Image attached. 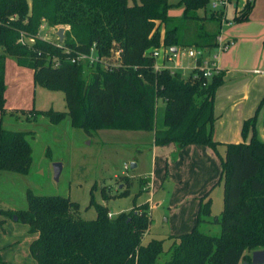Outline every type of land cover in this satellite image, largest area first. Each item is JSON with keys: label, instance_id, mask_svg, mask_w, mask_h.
Listing matches in <instances>:
<instances>
[{"label": "trees", "instance_id": "trees-1", "mask_svg": "<svg viewBox=\"0 0 264 264\" xmlns=\"http://www.w3.org/2000/svg\"><path fill=\"white\" fill-rule=\"evenodd\" d=\"M209 2L0 0V112H7L5 74L10 55L19 65L34 70L35 84L64 92L66 111L34 110L53 123L69 116L73 126L88 134L102 129L145 130L153 132L155 145L175 142L181 147L204 144L217 149L221 142L214 138L215 95L224 83V72L206 79L194 77L197 69L188 76L169 68L158 71L150 54L161 46L216 47L221 15L214 11L209 16L199 14ZM182 5L183 16L170 15L171 8ZM252 10L253 3L247 4L234 19L247 20ZM207 22L218 26L214 31L206 29ZM42 24L69 26L62 46L38 35ZM22 32L34 42L20 41ZM93 47L109 67L102 62L72 61L77 52L88 53ZM117 50H121L119 58ZM160 100L163 117L158 124ZM257 112L245 120L242 129L244 137L252 129L250 141L225 143L221 216L211 218V188L201 197L196 225L171 236L175 243L169 248V259L161 264H242L251 262L254 250L264 249V141L256 129ZM30 135L33 131L6 128L0 118V172H29L33 161ZM120 179L126 185L120 195H129L132 177ZM138 182L140 195L149 189L150 179L140 177ZM27 200V209L0 207V226L5 222L2 215H16L29 225L35 235L30 251L36 264H159L164 240L143 243L151 222L148 201L113 217L108 207L98 204L97 217L85 219L78 214L79 204L67 196L29 191ZM203 223L219 224L220 235L202 231Z\"/></svg>", "mask_w": 264, "mask_h": 264}, {"label": "rangeland", "instance_id": "rangeland-1", "mask_svg": "<svg viewBox=\"0 0 264 264\" xmlns=\"http://www.w3.org/2000/svg\"><path fill=\"white\" fill-rule=\"evenodd\" d=\"M170 1L178 2L179 0ZM242 1H239V6ZM211 2L212 0L206 8L199 10L200 15H211L213 11ZM253 10L251 23H246L245 20L234 19L235 3L228 7L229 21L224 22L221 27L225 40L228 36H232L234 29L239 26H248L247 30H251L264 24V0H255ZM183 13H178L179 17H175L180 18ZM197 25L199 27L200 22H197ZM204 26L214 31L218 24L207 22ZM62 27L65 35L66 30L69 29L68 25H46L45 28H40L38 35L47 41L57 43L60 42L58 32ZM162 30L164 32V28ZM24 40L29 43L34 42L30 36H26ZM261 44L263 47V40ZM248 46L246 50L249 55L248 62H251L254 57L252 54L257 53L261 57L262 49L259 45L251 42ZM230 48L222 51L221 56ZM212 50L217 51L216 53L219 51L214 48ZM174 59L175 61L168 64H175L179 58ZM243 59L244 57L239 63H243ZM181 61L186 66L194 65V60L188 57L182 58ZM257 68L264 69L263 66ZM190 70L183 68L181 72L188 76ZM251 75L254 76L253 73ZM5 83L7 112H0L3 125L9 129L33 131L34 135H30L33 161L29 172L25 174L11 171L0 172L1 208L27 209L29 191L41 195L67 196L79 204L78 214L85 219L97 217L98 204L108 207L115 216L148 201L151 222L143 237V243L153 238L164 240V252L160 256L159 264L169 259V248L175 243L169 235H180L191 231L197 223V210L194 212L195 221L192 223L188 220L187 223L186 219L183 223H174L172 213L179 208L177 206L183 205L182 200L185 197L192 195L191 193L196 189L204 187L207 178H212V182L203 188L204 192L214 185L211 192V218L221 216L224 208V178L221 179V155L225 154L224 146H218L217 149L208 147L214 154V162L217 165V171L213 172L212 165L201 166V162L195 157L184 158L182 154L180 155L181 150L186 153L190 146L181 147L174 142L175 149L180 152H172L174 148L171 150L170 146L173 142L155 145L152 131L102 129L88 134L85 130L73 126L69 116L58 123H53L46 115L36 114L34 110L53 108L66 111L64 92L35 84L34 70L19 65L10 55L6 59ZM162 110L163 102L160 100L158 124L163 117ZM251 136L252 129L246 137L243 133L240 134L243 141H250ZM260 137L264 139L263 133ZM57 162L62 164L58 180L55 179L54 174V164ZM132 162L137 163L138 166L132 168ZM126 164L129 168H125ZM175 174L181 177L175 179L173 178ZM122 175H129L133 179L129 195H120L126 187L125 182L120 179ZM140 177H150L151 184L150 189L137 195L141 188L138 182ZM173 179L176 180V186ZM218 181L220 182L217 183ZM195 195L198 197L199 193ZM197 197L192 196V200H197ZM184 205H189L188 208H190L191 201ZM16 217V215L1 216L5 221L3 227L0 226L1 238L14 237L17 242V246L9 249V254L3 257V264H34L29 249L32 237L29 225ZM200 228L213 235L221 233V226L216 223H203Z\"/></svg>", "mask_w": 264, "mask_h": 264}, {"label": "crops", "instance_id": "crops-1", "mask_svg": "<svg viewBox=\"0 0 264 264\" xmlns=\"http://www.w3.org/2000/svg\"><path fill=\"white\" fill-rule=\"evenodd\" d=\"M176 10L179 11L177 12ZM181 12H184V5L173 7L169 11L170 15L178 17V13ZM253 13L254 10H252L249 19L245 20L244 22L251 23L250 18L254 15ZM247 27L248 26H239L238 28L234 29L232 36L230 35L226 39L232 40L234 43L231 45V48L228 52L220 56V67L224 72V83L218 87L215 95L216 120L214 125V138L221 142L219 146H224L225 151V143L243 141L241 140L240 134L242 133L244 122L246 119L254 116L257 110L256 129L260 140L264 141V139L260 137L261 133L264 135V105L260 107L261 101L264 99V69L261 70L260 68H257L259 66H263L264 68V46H261V41H264V24L251 30H247ZM251 42L259 45L262 51L261 57H259L257 53L252 54V57L253 55L254 57L251 59V62H248L249 55L246 50L248 49V45ZM212 49L211 51H213ZM242 57H244L243 63H239ZM252 73L254 76L251 75ZM187 146H190V148L186 153L182 150L180 152L175 149L176 146H174V142L170 147L171 150L174 148V151L172 152H180V155L182 154L184 158L186 156H193L195 159H198L197 161L201 162V166L212 165L213 172L217 171V165L214 162V154L210 148H208L209 146L204 144H191ZM180 162L182 161L180 160ZM178 177L181 176L176 174L173 176L175 179ZM149 179L151 184V178L149 177ZM175 179L173 180L176 186ZM211 182L212 178H207L205 180L204 187H201L199 190L196 189L191 193L192 195L185 197L182 200L183 205L188 204V202L191 201V210L189 211V205L177 206L179 208H176L175 212L172 213V219L174 223H183L185 222V219L186 222L187 220L191 221V223L195 221L194 212L197 210L199 213L201 197L205 195L211 188L212 192L214 185L205 192L203 188H206ZM197 193H199L198 197L195 195ZM192 196L197 197V200H192ZM171 236L172 235H169V237ZM34 237L35 235H32L30 242ZM16 246L17 242L15 241L14 237L12 239H3L0 235V249L2 251L3 257H6L7 254H9V249H12ZM34 264H36L35 259Z\"/></svg>", "mask_w": 264, "mask_h": 264}, {"label": "built area", "instance_id": "built-area-1", "mask_svg": "<svg viewBox=\"0 0 264 264\" xmlns=\"http://www.w3.org/2000/svg\"><path fill=\"white\" fill-rule=\"evenodd\" d=\"M240 0H212L211 5L214 12L218 15H221L222 24L224 22L229 21L228 17V7L235 3L236 13L238 15L243 8L250 3H254L255 0H243L242 4L239 6ZM42 28L46 27V24L41 25ZM27 35L22 32V37L20 41L23 43H29L24 40ZM31 37V36H30ZM34 40L33 37H31ZM217 45L214 49L219 50L218 53L211 51L209 48H198L195 46L192 47H182L179 48L177 52H173L171 48H166L165 46H161L159 48H155L151 50L150 54L155 57L156 62L154 64V68L158 71L169 68L172 72L181 71L183 68L191 69L190 72L194 70H198L199 74H194V77L202 75L206 79H210L213 75L220 73V56L221 52L229 49L231 45L234 43L232 40H225L223 34L220 32L216 38ZM58 46L61 45V41L55 43ZM67 52H70L68 48H66ZM121 50H117L115 52L116 58H119ZM184 57H188L194 60L193 66H186L182 63L181 59ZM174 58H179L176 60L175 64H168L169 62L175 61ZM56 65L60 64V60L55 59ZM73 62H84L94 64L97 62H102L104 66L109 67L108 61L105 60L103 57H100L97 52L96 48L93 47L90 52H77V54L72 58ZM119 65V64H115ZM125 168H129V165L126 164ZM109 216L113 217V212L109 211Z\"/></svg>", "mask_w": 264, "mask_h": 264}, {"label": "water", "instance_id": "water-1", "mask_svg": "<svg viewBox=\"0 0 264 264\" xmlns=\"http://www.w3.org/2000/svg\"><path fill=\"white\" fill-rule=\"evenodd\" d=\"M58 35H59L60 41H63L64 39V28L63 27L60 28ZM177 50H178L177 46L172 47L173 52H177ZM136 166L137 164L135 162L131 163L132 168ZM61 171H62V164L60 162L55 163L54 164L55 179L57 180L59 179ZM251 256H252L251 262L244 260L242 264H264V249L254 250Z\"/></svg>", "mask_w": 264, "mask_h": 264}]
</instances>
